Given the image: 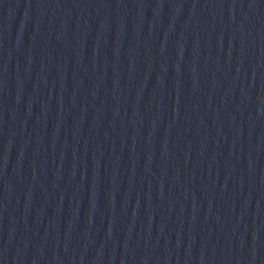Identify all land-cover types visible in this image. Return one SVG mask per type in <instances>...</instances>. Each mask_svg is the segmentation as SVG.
Masks as SVG:
<instances>
[{
  "label": "water",
  "instance_id": "obj_1",
  "mask_svg": "<svg viewBox=\"0 0 264 264\" xmlns=\"http://www.w3.org/2000/svg\"><path fill=\"white\" fill-rule=\"evenodd\" d=\"M0 264H264V0H0Z\"/></svg>",
  "mask_w": 264,
  "mask_h": 264
}]
</instances>
